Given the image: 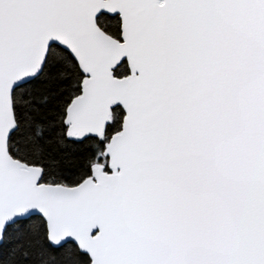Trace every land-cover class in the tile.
Segmentation results:
<instances>
[{"label": "snow or ice", "instance_id": "obj_1", "mask_svg": "<svg viewBox=\"0 0 264 264\" xmlns=\"http://www.w3.org/2000/svg\"><path fill=\"white\" fill-rule=\"evenodd\" d=\"M0 264H264V0H0Z\"/></svg>", "mask_w": 264, "mask_h": 264}]
</instances>
